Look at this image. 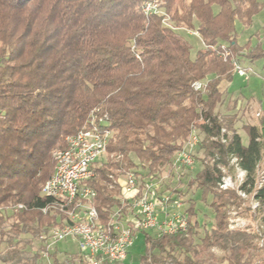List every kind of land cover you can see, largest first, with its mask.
<instances>
[{"label":"trees","instance_id":"obj_1","mask_svg":"<svg viewBox=\"0 0 264 264\" xmlns=\"http://www.w3.org/2000/svg\"><path fill=\"white\" fill-rule=\"evenodd\" d=\"M154 1L158 13L145 16L143 6ZM263 7V0H0L3 263L19 258L17 244L28 235L39 244L29 260L45 264L38 239L60 224L56 213H42L51 202L41 195L54 171L51 156L96 111L111 131L105 158L87 182L102 220L120 206V179L127 173L160 174L193 129L201 140V168L180 181L177 193L185 202L192 188L201 191L213 224L200 236L203 226L189 203L187 231L144 233L139 264H264L254 235L227 229V211L241 200L216 189L217 166L226 167L228 156L240 159L250 186L264 160V116L242 125L244 146L235 129L236 103L227 98L235 74L231 59L264 61L260 46L239 44L237 30L250 26ZM188 31L197 33L200 45ZM221 48L231 57L224 60ZM197 81L207 82L203 92L192 90ZM221 129L229 133L225 144ZM259 198L264 208V188ZM57 253L52 264H69Z\"/></svg>","mask_w":264,"mask_h":264},{"label":"built area","instance_id":"obj_2","mask_svg":"<svg viewBox=\"0 0 264 264\" xmlns=\"http://www.w3.org/2000/svg\"><path fill=\"white\" fill-rule=\"evenodd\" d=\"M157 7L156 1L146 3L142 11L145 16H150L158 13ZM187 33L198 36L194 31ZM221 50L224 60L231 57L229 50ZM231 64L234 73L247 81L249 70L242 68L233 58ZM206 85L207 82L197 81L192 83L191 88L195 92H203ZM95 113L91 112L86 126L66 138L65 149L56 150L51 156L54 171L41 189V195L51 202L42 209V213H56L60 224L38 239L41 242L39 255L45 264H52V254L57 245L67 239L77 243L79 255L83 256L86 264H116L127 259L138 234L159 237L187 231L185 202L179 197L177 187L195 169L194 156L201 141L196 130L191 131L182 149L174 154L165 176L153 174L141 177L130 172L120 179V206L111 209L106 219L102 220L94 207L96 193L87 186V182L94 178L97 163L105 156L111 131L105 118ZM228 134L221 129V143H226L225 135ZM217 167L221 173L216 184L217 191H232L241 200L239 206L227 211V229L254 235L258 247L262 248L264 223L260 216L264 215V208L259 194L264 188V160L257 167L252 186L247 183V174L241 168L240 159L234 155L228 156L226 167ZM166 178L175 187L166 186ZM261 209L263 212L259 216Z\"/></svg>","mask_w":264,"mask_h":264},{"label":"rangeland","instance_id":"obj_3","mask_svg":"<svg viewBox=\"0 0 264 264\" xmlns=\"http://www.w3.org/2000/svg\"><path fill=\"white\" fill-rule=\"evenodd\" d=\"M264 1V0H263ZM237 30L239 31L238 36V42L239 44H244L246 42H249L251 46H260V48L264 51V7L263 9L257 13L255 16L251 19V24L248 27H239L237 26ZM189 35V34H188ZM195 40V44L200 45L199 39H196V36H192ZM194 44V45H195ZM251 63V62H250ZM250 63H248L250 65ZM246 65L241 63V67L244 68ZM249 68V67H248ZM248 70V69H247ZM255 72L257 75H255L252 72ZM248 81H245L242 78H238L236 74L233 75L232 81L228 84L227 89L237 94L240 92L242 96L245 98L254 97L258 101L262 102V110L264 112V61H256L252 64L249 71H247ZM225 83L222 84V87ZM221 87V85H220ZM223 110V109H222ZM250 111H253L251 109ZM241 112V113H240ZM239 115L241 114L245 119L241 120L243 124H250L247 121V115L244 116L245 109L240 110ZM245 122V123H244ZM240 126H237L238 131H241ZM241 135V141L245 145L247 143V136L244 132L240 133ZM195 169L193 171H196L197 169L201 168V162L200 159H205L203 157V151L197 150L195 153ZM105 156L102 158L104 160ZM167 172V168L163 170L159 175L165 176ZM184 180V179H183ZM184 187H186L187 182H183ZM166 186L170 185V188L175 187V185L172 184L171 180L169 181L168 178L165 180ZM183 187V189H184ZM185 206L184 209L186 210L187 205L189 203H193L196 208L197 213V221L199 225L203 226V228H200L198 233L201 236L203 234L204 230H208L211 228L213 224V217L211 214V211L207 207V202L209 201V198L206 200L203 198L201 191L191 189L185 196ZM256 242V241H255ZM27 243V244H26ZM38 242L35 239L30 238L28 235H22L20 237V242L17 244V249H21L23 252L19 254L18 259H13L12 261L8 263H3V258L5 257L4 252L6 251L5 246H0V264H34L29 260V257H32L33 254L38 250ZM143 240H142V234H138L135 238L134 245L132 246L128 258L121 263L116 264H139V258L143 254ZM260 249H264V246ZM57 258L58 260L64 261L69 260V264H78L77 257L80 254L79 248L77 247V243L73 240L67 239L63 242H60L57 245ZM212 252L220 256L221 252L213 249ZM40 263V261H39Z\"/></svg>","mask_w":264,"mask_h":264},{"label":"crops","instance_id":"obj_4","mask_svg":"<svg viewBox=\"0 0 264 264\" xmlns=\"http://www.w3.org/2000/svg\"><path fill=\"white\" fill-rule=\"evenodd\" d=\"M241 61H242L241 62L242 64L246 65L245 66L246 68L247 67L251 68L252 64L254 62H256V61H254V62L250 63V65H249L248 64L249 62L246 61L245 59H244V61L243 60H241ZM252 73H254L255 75H257L254 71ZM227 95H228L227 98L230 101V103L231 102H234V101L236 103L235 104V108L233 110V113L236 115L235 129L237 130V134L240 136L241 135L240 133L243 132L242 125H244L243 123H241L242 122L241 120H244L245 117L242 118L243 116L241 114L239 115L238 112L240 110H244L245 109V113H247V112L248 113L247 114H244V116L247 115V121L250 123L249 125H254V124L257 123V119H258L259 116H264V112L262 110V102L258 101L254 97L245 98L244 96H242L240 94V92H238L237 94H235V93L230 92L228 89H227ZM251 109H253V111H250ZM256 114H258L259 116H256ZM239 125H241L240 126L241 131H238L237 126H239ZM240 138H241V136H240ZM241 143H242V141H241Z\"/></svg>","mask_w":264,"mask_h":264}]
</instances>
